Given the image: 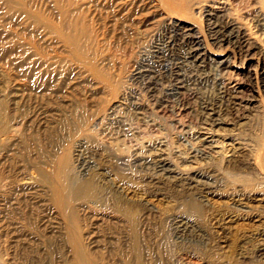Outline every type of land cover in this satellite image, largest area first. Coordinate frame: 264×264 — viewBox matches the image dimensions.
<instances>
[{
  "label": "rangeland",
  "instance_id": "rangeland-1",
  "mask_svg": "<svg viewBox=\"0 0 264 264\" xmlns=\"http://www.w3.org/2000/svg\"><path fill=\"white\" fill-rule=\"evenodd\" d=\"M209 1L0 0V264H264V0Z\"/></svg>",
  "mask_w": 264,
  "mask_h": 264
},
{
  "label": "bare ground",
  "instance_id": "bare-ground-1",
  "mask_svg": "<svg viewBox=\"0 0 264 264\" xmlns=\"http://www.w3.org/2000/svg\"><path fill=\"white\" fill-rule=\"evenodd\" d=\"M163 1L170 4L174 0H163ZM177 1L179 2L177 7L180 8V12H181V10L184 11L186 4L190 0H177ZM214 1L215 0H210L209 2L213 3ZM130 2H132V1H130ZM189 3H191V2H189ZM195 4H197V3H195ZM208 5H210V4H208ZM131 7H132V4H131ZM219 9L220 8H218V9L214 8V4H212V6L209 7V10H207V12H205L206 17H208V19H207L208 20V23H207L208 24V31L207 32H208V35L210 37V40L213 42V44H216V45L226 43V44H230V45L232 44L235 46L238 45V47H241V45H243V47H245V46L247 47L248 45L246 44L247 43L245 41L246 39H244V34H243L244 32L243 33L241 32V28H239L238 25H235L234 23H230L231 22L230 20H229L230 22H226L225 24H221V23L217 24V23H215L216 21L214 22V11L215 10L217 11ZM173 13H174V11H173ZM172 17L173 16L171 15V18ZM179 25L181 26V22H177V24H176V27H177L176 30H178V31H180V28H178ZM184 28H185V31L182 29L183 31L179 32V37L183 42L190 44L188 46L189 50L186 53V58L189 60H192V62H195L200 57L199 45H198V43H196V42L194 43V42H192V40H189V38L191 39L192 34H190V33L192 32V29H190V27L187 28V26H185ZM181 46H183V45H181ZM200 60H202V59H200ZM149 163H151L155 167V169L159 172H165L167 170L168 165L166 164V162L164 160H158V161H150V160H146V159L133 160V166L134 167L137 166V164L147 166V165H149ZM57 169L58 170L56 172V177H57V179H59L60 184L56 187L54 194H55L57 204L63 206L65 203V199L68 198L73 193V191H82V189L79 188V190H77L78 182L73 180L72 177L68 176V174H70L69 173L70 169L68 167V161L66 158H63L58 162V168ZM72 174H74V173H72ZM76 179H77V177H76ZM74 248H75V251L70 253L69 259L67 257H65L61 261H59L58 263L59 264H102L101 262L98 261V259L96 257H93L91 254L88 253V251L86 250L87 247H85V249H84V246L81 247L79 244L76 243Z\"/></svg>",
  "mask_w": 264,
  "mask_h": 264
}]
</instances>
